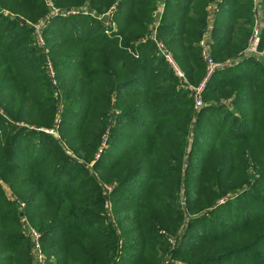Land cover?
Returning a JSON list of instances; mask_svg holds the SVG:
<instances>
[{
    "label": "trees",
    "instance_id": "1",
    "mask_svg": "<svg viewBox=\"0 0 264 264\" xmlns=\"http://www.w3.org/2000/svg\"><path fill=\"white\" fill-rule=\"evenodd\" d=\"M50 1L72 10L42 26L56 86L22 20L45 0H0V264H35L31 230L45 264H264V63L217 70L196 110L150 32L198 83L199 41L237 58L253 0Z\"/></svg>",
    "mask_w": 264,
    "mask_h": 264
},
{
    "label": "rangeland",
    "instance_id": "2",
    "mask_svg": "<svg viewBox=\"0 0 264 264\" xmlns=\"http://www.w3.org/2000/svg\"><path fill=\"white\" fill-rule=\"evenodd\" d=\"M164 3H165V0H157L156 2V10L159 12V19H161L162 15H163V12H164ZM45 5L47 7V11L48 13L47 14H40L39 13V16H35V15H32L33 17L35 18H38L36 22L34 21H30L28 19H25L24 17H22V20L24 21V23L26 25H28L32 31L34 32L33 33V36H34V45L38 47V55H42L43 58H44V62L47 63L46 65V72L47 74L49 75L48 77L50 78V80L52 81V86H56V81H55V71L53 69V64H52V61L50 60L49 58V48L48 46H46V42H45V39L43 37V33L41 31H43L42 29V26L44 25L45 21L47 20V18L49 16H51L52 13L54 14H57L59 12H61L63 15H68L72 12V10H68V8L66 9H62V10H55V8L53 7V4L50 0H45ZM253 15H252V22L254 23V26L252 28V32L250 34V37L248 39V44H247V47L245 49H243L242 51H240L238 53V56L237 58H230V59H224L223 61L221 60H217V59H213V56H212V51H211V46L213 45V40L211 38V33L210 31L205 35V37L203 38L202 41H199V44L200 46L202 47V58L205 60V58L207 57L208 59H211L213 61L214 64H217L218 67V70H223V69H226V68H229V67H233V65H236L243 57L245 58H250V57H254L256 58L257 60H260L261 62L264 63V49H259V44H258V47L257 49L255 48H251L249 47L250 43H251V39L253 41V45L255 44V35L253 36V33L254 31H257L259 33V37H260V30L264 27V7H262L258 0H253ZM211 9H214L215 6L214 4H210L209 6ZM155 10V11H156ZM2 12L4 13H9L8 11H6L5 9L2 10ZM90 12V10H87V12L85 14H88ZM157 26H155L156 28ZM158 28V27H157ZM255 28V29H254ZM254 30V31H253ZM151 33H153L152 35V41L155 43V47H156V50H157V53L164 56V58L166 60H168L166 58L169 57V60L168 62L172 65V68L174 70V73L176 75V77L178 78H182L185 82V88L188 90L189 92V95L193 98V101L195 102V105L194 107L196 108H199V105H204V102H203V96H202V92H203V89L205 88L206 86V83L208 82L209 79L206 80L207 76H205L201 81H198V83H194V82H191L188 77L186 78L183 74V72L178 68V66L176 65V63L174 62V60L172 59V50L170 48H168V46L166 45V43H163V41H161L158 37V35H154L156 34V31L154 30V28L150 31ZM141 42H143V39H141ZM250 50V51H249ZM249 51V54H246L247 52ZM245 55H249V56H245ZM206 67H207V64H206ZM51 69L53 71H51ZM50 73V74H49ZM196 100H197V103H196ZM56 137L58 138V135L55 134ZM101 148L102 146L99 148L100 151H101ZM69 152V151H68ZM90 167V165H89ZM108 188H111L110 186H105L104 188V198L108 196L107 193H110L111 191H108ZM112 189V188H111ZM6 190H7V196H10V190L6 187ZM107 190V191H106ZM180 200V206H181V209L184 211L183 212V216L187 217L189 216L188 212L186 211L185 207H186V202L184 200V197L181 196L179 198ZM25 206L22 204L21 205V209H23ZM105 209H106V214H105V217L107 219V222L109 223H112L114 225V227L116 226L118 228V221L117 219H115L114 215H113V212H112V206H111V203L108 202L107 200L105 201ZM24 224L25 221H24ZM27 225V224H26ZM158 234L163 236V237H166L167 234H169L168 232H166L165 230H159L158 231ZM169 243L171 245V247L173 246V239H170L169 240ZM41 252V251H40ZM34 261H35V264H45L44 262V256L43 254H34Z\"/></svg>",
    "mask_w": 264,
    "mask_h": 264
},
{
    "label": "built area",
    "instance_id": "3",
    "mask_svg": "<svg viewBox=\"0 0 264 264\" xmlns=\"http://www.w3.org/2000/svg\"><path fill=\"white\" fill-rule=\"evenodd\" d=\"M255 29V28H254ZM254 31V30H253ZM155 35V34H154ZM255 35L256 38H254L255 40V44L253 45V41L251 39V43L249 45L250 49L251 48H256L258 47V44H259V33L257 31H254L253 33V36ZM250 51V50H249ZM249 51L246 53V54H249ZM245 56H249V55H245ZM166 58L169 60V57L166 56ZM205 61H206V64H207V67H206V74L205 76H207L206 80L210 78L211 75H213L217 70H218V67L217 64H214L213 61L211 59H208L207 57L205 58ZM51 71H53L51 69ZM50 74V73H49ZM196 103H197V100H196ZM203 105H199V108L202 107ZM199 108H196V110H198ZM112 189L111 188H108V191H111ZM30 236L31 238H33V248H34V251L36 254H40V235L35 232L34 230H31L30 231Z\"/></svg>",
    "mask_w": 264,
    "mask_h": 264
},
{
    "label": "water",
    "instance_id": "4",
    "mask_svg": "<svg viewBox=\"0 0 264 264\" xmlns=\"http://www.w3.org/2000/svg\"><path fill=\"white\" fill-rule=\"evenodd\" d=\"M22 215V213H20V216Z\"/></svg>",
    "mask_w": 264,
    "mask_h": 264
}]
</instances>
